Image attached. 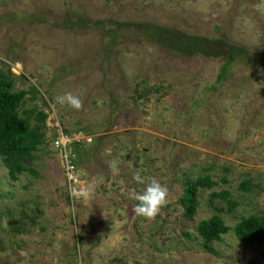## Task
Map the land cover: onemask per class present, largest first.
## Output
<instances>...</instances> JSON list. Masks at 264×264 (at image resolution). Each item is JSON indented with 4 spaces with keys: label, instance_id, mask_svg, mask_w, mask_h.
<instances>
[{
    "label": "rangeland",
    "instance_id": "rangeland-1",
    "mask_svg": "<svg viewBox=\"0 0 264 264\" xmlns=\"http://www.w3.org/2000/svg\"><path fill=\"white\" fill-rule=\"evenodd\" d=\"M0 69L28 92L21 115H45L27 171L0 158V264H264L234 233L264 215V0H0ZM61 132L92 138L76 183ZM136 172L167 189L153 219L131 211ZM214 216L229 230L205 249Z\"/></svg>",
    "mask_w": 264,
    "mask_h": 264
},
{
    "label": "trees",
    "instance_id": "trees-1",
    "mask_svg": "<svg viewBox=\"0 0 264 264\" xmlns=\"http://www.w3.org/2000/svg\"><path fill=\"white\" fill-rule=\"evenodd\" d=\"M233 57L234 52L229 56V60L232 61ZM13 86L14 79L10 70L0 69V158L8 169L10 177L15 179L17 173L28 170L23 159L32 161L34 153L42 143L43 134L40 133L39 123L45 121V115L37 113L34 117L35 122H32L34 112H25V115H21L20 110L28 92L25 90L14 92ZM30 92L34 93L36 89L32 88ZM246 184L247 182L242 184V189H245ZM214 185L215 182L209 177L199 178L195 184L188 185L181 200L188 217L192 215L197 204L194 199L197 187ZM218 195L222 199H227L229 194L221 192ZM228 230L229 228L218 216L203 220L198 225V235L205 249L213 243L220 242ZM234 233L240 242L257 244L264 250V215H252L241 219L234 228Z\"/></svg>",
    "mask_w": 264,
    "mask_h": 264
},
{
    "label": "clouds",
    "instance_id": "clouds-1",
    "mask_svg": "<svg viewBox=\"0 0 264 264\" xmlns=\"http://www.w3.org/2000/svg\"><path fill=\"white\" fill-rule=\"evenodd\" d=\"M60 104L65 101L73 108L79 109L81 102L78 97L71 93L65 94L63 97L57 98ZM132 180L137 183H144V190L136 195L137 203L132 207L131 211L135 216L145 219H153L160 211V208L165 204L167 198V189L154 177L149 178L145 182L144 178L136 172L132 175ZM70 197L76 198L80 195L77 189L72 188L69 192Z\"/></svg>",
    "mask_w": 264,
    "mask_h": 264
},
{
    "label": "built area",
    "instance_id": "built-area-1",
    "mask_svg": "<svg viewBox=\"0 0 264 264\" xmlns=\"http://www.w3.org/2000/svg\"><path fill=\"white\" fill-rule=\"evenodd\" d=\"M91 141L92 138L83 132L75 134L61 132L54 137V147L62 158L65 175L70 183H76L77 181L76 170L78 157L76 147H80L82 144L90 143Z\"/></svg>",
    "mask_w": 264,
    "mask_h": 264
}]
</instances>
